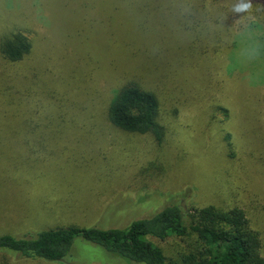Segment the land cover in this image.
<instances>
[{"label": "rangeland", "instance_id": "374dc122", "mask_svg": "<svg viewBox=\"0 0 264 264\" xmlns=\"http://www.w3.org/2000/svg\"><path fill=\"white\" fill-rule=\"evenodd\" d=\"M193 1L0 0V35L14 25L34 44L14 65L0 53L1 228H125L170 201L239 207L264 256V0L244 11L242 0ZM219 20L220 31L208 25ZM132 71L152 73L162 143L92 119ZM35 112L42 127L26 129ZM175 242L160 243L171 254ZM75 243L66 262L0 251V264H127Z\"/></svg>", "mask_w": 264, "mask_h": 264}, {"label": "trees", "instance_id": "16d2710c", "mask_svg": "<svg viewBox=\"0 0 264 264\" xmlns=\"http://www.w3.org/2000/svg\"><path fill=\"white\" fill-rule=\"evenodd\" d=\"M186 2V6L197 7L193 0ZM207 8L202 7V11ZM209 23V26L217 27L218 31L223 29V22L220 20ZM33 45L30 37L14 25L13 29L0 35V53L13 65L31 55ZM120 48L124 49L125 46L120 45ZM157 63L155 61L151 65L157 68ZM152 73L155 74L154 70ZM152 73L147 72V75L142 76L139 72L132 71L126 75L123 83L112 92L108 101L105 100V103L103 101L101 104L100 101L96 102L99 109L92 119L132 134L149 135L162 143L166 126L161 121V101L156 89L148 87L147 81L144 80V77ZM188 73L191 77L194 71ZM17 108L22 115L21 108ZM100 109L105 110L104 115L99 113ZM35 113L26 117V121L32 126L26 129L36 130L42 127L41 117ZM25 114L29 112L26 111ZM64 119H58L64 126L72 123V119ZM102 120L104 122H101ZM43 127L62 129L61 126ZM41 148L42 146L37 148L35 156H42L43 153L44 157L47 155V152L40 151ZM34 152L36 151L31 153ZM154 211V215L134 220L125 228L102 229L72 222L66 224L67 226L29 230L15 235L13 231L7 232L0 227V251L17 254L26 260L66 262L70 258L78 257L77 249L80 247L75 242L80 237L105 248L116 258L115 262L119 260L127 264H264L260 234L251 227L242 208L227 209L206 205L186 209L180 201H170ZM65 212L68 210L54 211L50 216H64ZM169 239L178 241L175 242L171 254H168V250L160 243Z\"/></svg>", "mask_w": 264, "mask_h": 264}, {"label": "clouds", "instance_id": "9594fccd", "mask_svg": "<svg viewBox=\"0 0 264 264\" xmlns=\"http://www.w3.org/2000/svg\"><path fill=\"white\" fill-rule=\"evenodd\" d=\"M250 8H251L250 0H242V3H240L237 7V11H244ZM255 54H256L255 49H252L251 55L254 57Z\"/></svg>", "mask_w": 264, "mask_h": 264}]
</instances>
